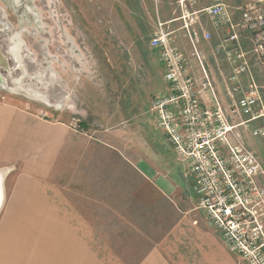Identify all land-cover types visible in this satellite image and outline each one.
<instances>
[{
	"label": "rangeland",
	"instance_id": "1",
	"mask_svg": "<svg viewBox=\"0 0 264 264\" xmlns=\"http://www.w3.org/2000/svg\"><path fill=\"white\" fill-rule=\"evenodd\" d=\"M144 1L0 0V51L11 73L0 68L1 76L7 79V86L0 85V101L35 111L39 119L68 125L80 137L96 138L122 149L129 143L125 154L131 159L143 153L153 160V155L160 153L156 148L158 137L163 135L148 108L166 84L157 54L148 45L157 17H162L156 13L154 0L151 4ZM177 1H166L165 15L178 14ZM212 1L197 0L196 9ZM225 1L230 7L236 4L235 0ZM259 70L257 66V75ZM247 143L264 171V140L249 137ZM79 146L82 153L83 145ZM153 162L156 165L155 159ZM166 163L162 167L170 168ZM75 165L68 181L58 177L47 184L53 203L75 212L84 213L83 208L99 211L96 216L85 215L87 223L96 222L90 225L96 230L85 234L106 264L116 254L131 263L139 259L158 240L160 231L150 225L147 212L127 199L139 185L137 174L121 165L118 157L97 150L92 155L87 149L84 162ZM65 169L61 171L65 173ZM11 178L3 179V204L6 196L10 199ZM3 204L0 264H36L27 262L35 257L22 255L19 242L11 240L14 231L5 228L13 219L2 211ZM110 206H128L133 235L126 237V225L108 214ZM161 209L157 206L153 211ZM70 219L79 222L75 215ZM136 219L146 220L138 223L146 227L139 226L145 230L143 235L134 234Z\"/></svg>",
	"mask_w": 264,
	"mask_h": 264
},
{
	"label": "built area",
	"instance_id": "2",
	"mask_svg": "<svg viewBox=\"0 0 264 264\" xmlns=\"http://www.w3.org/2000/svg\"><path fill=\"white\" fill-rule=\"evenodd\" d=\"M196 1H177L176 21L192 50H179L160 21L149 36L166 84L149 115L223 243L242 264H264V225L243 217L248 207L264 213V171L247 143L264 140V0H236L233 7L213 0L194 10ZM205 26L217 37L208 53L197 50L212 39Z\"/></svg>",
	"mask_w": 264,
	"mask_h": 264
},
{
	"label": "crops",
	"instance_id": "3",
	"mask_svg": "<svg viewBox=\"0 0 264 264\" xmlns=\"http://www.w3.org/2000/svg\"><path fill=\"white\" fill-rule=\"evenodd\" d=\"M154 1L157 10H154V14H161L162 17H157L156 23H164L168 31L174 33L179 50H192L187 35L180 29L181 22L176 21L178 10H175L177 15H165V3L171 0ZM147 2L151 4L152 0ZM175 5L178 8L177 2ZM196 5L197 1L194 10H198ZM155 28L156 25L152 32ZM205 29L211 33L212 39L210 42H199L197 50L208 53L216 44L217 37L212 27L205 26ZM225 74L228 76L229 72L225 70ZM212 75L216 77L217 73L213 70ZM158 140L156 149L160 153L153 155V160L143 153L133 160L127 152L125 154V150L131 147L129 143L126 144L128 147L122 149L96 138L80 137L68 125L39 119L35 111L0 101V170L4 171L7 179L12 177L10 199L7 201L9 195L6 196L2 211L8 212L13 221L5 229L14 231L11 240L19 242L22 255L35 257L27 262L106 264L96 251L95 244L93 246L85 234L86 231L96 230L90 226L96 222L87 223L85 215L96 216L99 211L83 208L82 213L70 207L60 208L47 192V184L56 178L68 181L70 169L75 168L77 162H84L88 149L92 155L97 150L118 157L121 165L137 174L139 185L129 193L127 199L140 211L147 212L150 225L160 231L157 232L158 240L139 259L131 263L114 254L110 256L109 264H242L238 256L223 243L220 233L207 217L199 213L201 210L197 208L198 201L190 180L164 135ZM79 144L83 145L82 153ZM78 153L81 154L77 156ZM165 162L170 168L162 167ZM62 168H66L65 173L61 171ZM157 206L162 207L158 213L153 211ZM98 207L103 206L99 204ZM108 210V214L114 216L119 224L126 225V237L133 235L129 227L132 218L128 206L123 209L110 206ZM70 215L77 216L79 222L71 221ZM145 221L136 219L137 224L133 228L135 236L145 233L141 228L146 227L138 224ZM122 243L129 245L128 242ZM100 244L101 240L98 241Z\"/></svg>",
	"mask_w": 264,
	"mask_h": 264
},
{
	"label": "flooded vegetation",
	"instance_id": "4",
	"mask_svg": "<svg viewBox=\"0 0 264 264\" xmlns=\"http://www.w3.org/2000/svg\"><path fill=\"white\" fill-rule=\"evenodd\" d=\"M245 220H248L250 223H261L264 225V213L261 210H252L250 207L246 208L243 213Z\"/></svg>",
	"mask_w": 264,
	"mask_h": 264
},
{
	"label": "water",
	"instance_id": "5",
	"mask_svg": "<svg viewBox=\"0 0 264 264\" xmlns=\"http://www.w3.org/2000/svg\"><path fill=\"white\" fill-rule=\"evenodd\" d=\"M0 68H6L8 70V72L10 73V69H9V65H8V60L5 59L0 51ZM11 74V73H10ZM0 85H5L7 86V79H4L1 74H0ZM5 178V173L4 171L0 170V192L3 196V179ZM3 199V198H2ZM3 204V200L2 203L0 204V208Z\"/></svg>",
	"mask_w": 264,
	"mask_h": 264
},
{
	"label": "bare ground",
	"instance_id": "6",
	"mask_svg": "<svg viewBox=\"0 0 264 264\" xmlns=\"http://www.w3.org/2000/svg\"><path fill=\"white\" fill-rule=\"evenodd\" d=\"M2 86H4L5 87V85H2ZM3 198V196H2V194H1V192H0V204L2 203V199Z\"/></svg>",
	"mask_w": 264,
	"mask_h": 264
}]
</instances>
